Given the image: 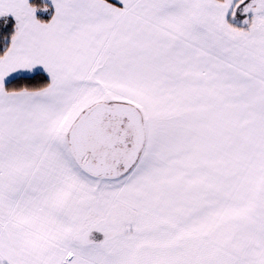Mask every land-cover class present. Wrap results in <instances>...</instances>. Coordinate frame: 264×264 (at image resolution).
<instances>
[{
	"label": "snow or ice",
	"instance_id": "1",
	"mask_svg": "<svg viewBox=\"0 0 264 264\" xmlns=\"http://www.w3.org/2000/svg\"><path fill=\"white\" fill-rule=\"evenodd\" d=\"M0 264H264V0H0Z\"/></svg>",
	"mask_w": 264,
	"mask_h": 264
}]
</instances>
